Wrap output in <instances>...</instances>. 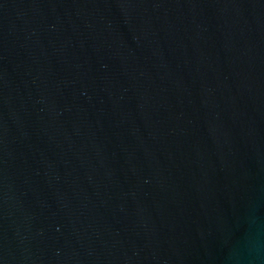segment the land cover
Here are the masks:
<instances>
[{"label": "water", "instance_id": "95a60500", "mask_svg": "<svg viewBox=\"0 0 264 264\" xmlns=\"http://www.w3.org/2000/svg\"><path fill=\"white\" fill-rule=\"evenodd\" d=\"M264 220V0H0V264H228Z\"/></svg>", "mask_w": 264, "mask_h": 264}, {"label": "clouds", "instance_id": "9594fccd", "mask_svg": "<svg viewBox=\"0 0 264 264\" xmlns=\"http://www.w3.org/2000/svg\"><path fill=\"white\" fill-rule=\"evenodd\" d=\"M228 264H264V220L250 218L232 246Z\"/></svg>", "mask_w": 264, "mask_h": 264}]
</instances>
